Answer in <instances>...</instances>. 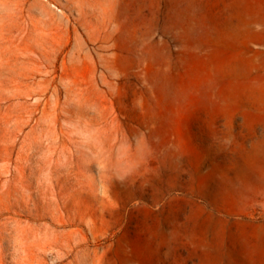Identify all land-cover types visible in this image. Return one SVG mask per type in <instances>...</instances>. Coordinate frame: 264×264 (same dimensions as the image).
Listing matches in <instances>:
<instances>
[{
	"label": "rangeland",
	"instance_id": "1",
	"mask_svg": "<svg viewBox=\"0 0 264 264\" xmlns=\"http://www.w3.org/2000/svg\"><path fill=\"white\" fill-rule=\"evenodd\" d=\"M0 264H264V0H0Z\"/></svg>",
	"mask_w": 264,
	"mask_h": 264
},
{
	"label": "bare ground",
	"instance_id": "2",
	"mask_svg": "<svg viewBox=\"0 0 264 264\" xmlns=\"http://www.w3.org/2000/svg\"><path fill=\"white\" fill-rule=\"evenodd\" d=\"M242 174H245V176H248V174H247V172H246V171L242 172Z\"/></svg>",
	"mask_w": 264,
	"mask_h": 264
}]
</instances>
